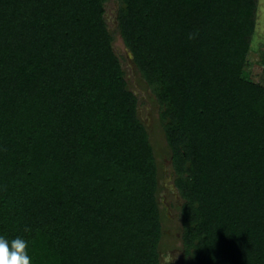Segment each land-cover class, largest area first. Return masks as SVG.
<instances>
[{
    "label": "trees",
    "instance_id": "obj_1",
    "mask_svg": "<svg viewBox=\"0 0 264 264\" xmlns=\"http://www.w3.org/2000/svg\"><path fill=\"white\" fill-rule=\"evenodd\" d=\"M108 0H0V235L30 264H161L159 166L113 51ZM158 107L181 264H264L258 0H116Z\"/></svg>",
    "mask_w": 264,
    "mask_h": 264
},
{
    "label": "rangeland",
    "instance_id": "obj_2",
    "mask_svg": "<svg viewBox=\"0 0 264 264\" xmlns=\"http://www.w3.org/2000/svg\"><path fill=\"white\" fill-rule=\"evenodd\" d=\"M116 0H108L104 8V18L109 32L113 37V51L119 58L126 72L129 89L138 98V115L150 134V141L155 151L156 163L159 166V203L162 212L163 237L160 243L161 264H181V223L177 216L175 205L181 203L173 186L172 170L170 168L169 151L162 134L159 122V107L150 92L142 85L132 64V56L124 48L117 32ZM255 31L251 38L244 76L248 80L264 87V0H258Z\"/></svg>",
    "mask_w": 264,
    "mask_h": 264
},
{
    "label": "clouds",
    "instance_id": "obj_3",
    "mask_svg": "<svg viewBox=\"0 0 264 264\" xmlns=\"http://www.w3.org/2000/svg\"><path fill=\"white\" fill-rule=\"evenodd\" d=\"M29 242L21 236L0 235V264H30Z\"/></svg>",
    "mask_w": 264,
    "mask_h": 264
}]
</instances>
